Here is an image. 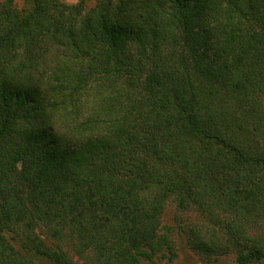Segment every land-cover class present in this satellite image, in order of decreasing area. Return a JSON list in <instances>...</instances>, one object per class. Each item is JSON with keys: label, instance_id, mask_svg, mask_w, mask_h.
<instances>
[{"label": "trees", "instance_id": "16d2710c", "mask_svg": "<svg viewBox=\"0 0 264 264\" xmlns=\"http://www.w3.org/2000/svg\"><path fill=\"white\" fill-rule=\"evenodd\" d=\"M169 199L264 264V0H0V264L172 260Z\"/></svg>", "mask_w": 264, "mask_h": 264}, {"label": "rangeland", "instance_id": "374dc122", "mask_svg": "<svg viewBox=\"0 0 264 264\" xmlns=\"http://www.w3.org/2000/svg\"><path fill=\"white\" fill-rule=\"evenodd\" d=\"M67 3H75L77 0H64ZM96 0H84L86 7L94 5ZM15 4L20 7L23 0H15ZM192 211V210H191ZM180 211L175 203L169 199L166 201L162 215L161 226H170L171 231L169 235L173 238L176 250V256L170 260L167 257L154 258V263L148 260H143V264H234L233 255H220L216 258L205 259L198 256L195 251L187 244L184 234L179 233L180 224L178 223L181 218H193L195 212Z\"/></svg>", "mask_w": 264, "mask_h": 264}]
</instances>
